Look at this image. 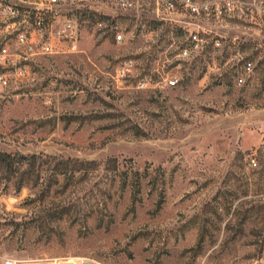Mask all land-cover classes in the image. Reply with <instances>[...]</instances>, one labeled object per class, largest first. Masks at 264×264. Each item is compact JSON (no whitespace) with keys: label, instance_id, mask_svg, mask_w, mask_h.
I'll list each match as a JSON object with an SVG mask.
<instances>
[{"label":"rangeland","instance_id":"374dc122","mask_svg":"<svg viewBox=\"0 0 264 264\" xmlns=\"http://www.w3.org/2000/svg\"><path fill=\"white\" fill-rule=\"evenodd\" d=\"M72 11L77 51L59 44L0 85V151L97 163L63 176L39 159L19 190L0 170V264H264V22L246 10L200 21L221 45L182 59L185 36L149 10ZM117 171L146 172L134 206Z\"/></svg>","mask_w":264,"mask_h":264},{"label":"built area","instance_id":"2783aa9c","mask_svg":"<svg viewBox=\"0 0 264 264\" xmlns=\"http://www.w3.org/2000/svg\"><path fill=\"white\" fill-rule=\"evenodd\" d=\"M84 0H0V85L8 86L31 76V69L45 56L59 52L58 45L65 44L67 51H77V15L72 6ZM109 1L117 8L136 12V17L149 10L150 21L166 23L185 36L178 48V56L189 59L204 47L221 45L220 37L211 35L210 29L200 21L220 22L234 11L252 12L264 22V4L256 0H94ZM100 27L102 20H97ZM115 41L121 43L123 35L114 33ZM133 67L131 60L123 62L118 74L124 76ZM245 72H251V62L243 64ZM239 85L243 76L237 77ZM147 85L146 81L139 86ZM68 258H54L51 264H65ZM84 261L79 260V264ZM1 264H22L6 257ZM195 264H206L201 257Z\"/></svg>","mask_w":264,"mask_h":264},{"label":"trees","instance_id":"16d2710c","mask_svg":"<svg viewBox=\"0 0 264 264\" xmlns=\"http://www.w3.org/2000/svg\"><path fill=\"white\" fill-rule=\"evenodd\" d=\"M100 20V19H98ZM132 133L135 136L143 137L146 136V133L142 131L137 126H131ZM46 159V162L53 163L55 169L58 168L56 174H60L63 176H67L68 174L71 176L74 174L76 170H78L79 166L84 165H95L97 162L94 160H80L78 158H58L56 156L47 155V154H11L7 152L0 151V170H3L6 175L13 176L15 180V188L19 190L25 184L35 182L36 179H33L34 176V166L39 159ZM107 163L112 164L113 168L117 170L115 165V159L110 158ZM118 172V171H117ZM119 186L122 191L125 190L127 186H129L131 190V197L133 206L139 201L140 194V181L141 178L146 176V172L140 173L139 171H119ZM158 199L155 203V211H159L164 202V193L161 189L158 194Z\"/></svg>","mask_w":264,"mask_h":264},{"label":"water","instance_id":"95a60500","mask_svg":"<svg viewBox=\"0 0 264 264\" xmlns=\"http://www.w3.org/2000/svg\"><path fill=\"white\" fill-rule=\"evenodd\" d=\"M81 264H93V263H91V262H89V261H84V262H82Z\"/></svg>","mask_w":264,"mask_h":264},{"label":"bare ground","instance_id":"6f19581e","mask_svg":"<svg viewBox=\"0 0 264 264\" xmlns=\"http://www.w3.org/2000/svg\"><path fill=\"white\" fill-rule=\"evenodd\" d=\"M71 260L67 261L68 264H71L72 262H70ZM66 264V263H65Z\"/></svg>","mask_w":264,"mask_h":264}]
</instances>
